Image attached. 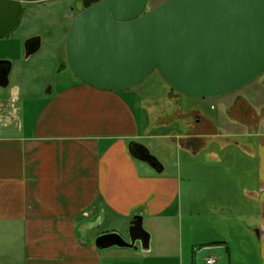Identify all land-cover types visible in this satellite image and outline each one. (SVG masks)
<instances>
[{"label": "crops", "instance_id": "1", "mask_svg": "<svg viewBox=\"0 0 264 264\" xmlns=\"http://www.w3.org/2000/svg\"><path fill=\"white\" fill-rule=\"evenodd\" d=\"M126 92L77 78L38 91V108L25 114L28 103L22 115L19 107L0 121V235L10 239L0 243L1 255L22 264H196L209 251L208 264L215 250L231 255L237 247L235 264H264V126L252 104L241 103L248 132L231 140L242 157L235 166L200 162L199 175L194 163L213 130L146 136ZM20 93L14 85L10 101L17 104ZM145 136L171 138L187 159L186 178L179 158L171 172L162 162L158 172L130 152V142ZM136 212L152 234L148 251L95 246L101 233H128ZM107 220L112 226L102 229ZM175 232L178 241L165 239Z\"/></svg>", "mask_w": 264, "mask_h": 264}, {"label": "water", "instance_id": "2", "mask_svg": "<svg viewBox=\"0 0 264 264\" xmlns=\"http://www.w3.org/2000/svg\"><path fill=\"white\" fill-rule=\"evenodd\" d=\"M0 0V38L19 25L23 3ZM77 0L65 49L72 73L82 82L125 91L158 70L175 90L198 98L235 91L264 72V0ZM26 57L37 52L40 37L26 41ZM12 61L0 59V86L10 84ZM130 152L161 172L163 165L142 143ZM152 234L142 212L129 224L128 239L117 231L101 233L95 246L148 251Z\"/></svg>", "mask_w": 264, "mask_h": 264}, {"label": "rangeland", "instance_id": "3", "mask_svg": "<svg viewBox=\"0 0 264 264\" xmlns=\"http://www.w3.org/2000/svg\"><path fill=\"white\" fill-rule=\"evenodd\" d=\"M163 1L165 0H150L148 9ZM72 2L73 0L24 2L19 25L9 35L0 38V59L12 61L9 76L10 84L6 89L0 86V99H8L4 115L15 113L14 111L19 107L22 115L26 106L31 105L26 109L25 114H28L32 108L36 109L41 104L40 98H37L38 95L36 96L38 91L46 95V91L50 87L55 89L58 85L77 79L68 66L65 49L67 33L75 18L69 8ZM33 37H40V49L26 57V41ZM14 85H18L21 89V100L17 104V99L10 101V91ZM125 91L130 97L134 111L139 117L141 130L146 136L157 134L175 136L194 129L195 124L197 126L193 114L195 109L199 110L206 119L213 121L215 125L213 132L216 135L211 138L210 147L201 149L197 154L194 163L195 169L200 170L199 175H203V168L198 167L200 162H213L218 159L222 162L233 163L235 166L241 154L231 140L239 139L238 137L243 131L248 132V125L240 120V116H247L244 110L243 114L245 115H241L240 112L243 106H239V104L243 99L252 104L264 126V72L243 87L213 98L193 97L175 90L164 80L158 70H154L138 85ZM204 129L206 128H199L197 131ZM208 129H211V127H208ZM146 136L139 139L140 142L151 148V151L159 158L160 162L166 166L167 171L171 172L173 162L178 161L179 158L182 176L186 178L185 174L187 175L189 170L187 159L184 153L181 155L176 154V146H174L175 144L171 138L167 137L162 140ZM227 140L230 141L227 142ZM226 143L228 147L221 148ZM211 150L217 152V157L209 153ZM228 175L230 177L236 176L235 169L230 170ZM111 226L112 223L110 225V221L107 220L102 229H108ZM144 226L149 229L147 224ZM122 232L124 237L128 239L127 231L123 230ZM7 238L6 235L5 237L0 235V243L10 241ZM183 238L185 241L188 240L185 235ZM165 239L178 241V232L173 233L170 237L168 235ZM215 251L212 254L217 260L216 264H231L230 258L235 264L237 247L232 249L231 255L224 249ZM208 252L203 251L200 259H196V264H205L204 260ZM8 257L0 253V264H22L16 258L13 259L12 255Z\"/></svg>", "mask_w": 264, "mask_h": 264}, {"label": "flooded vegetation", "instance_id": "4", "mask_svg": "<svg viewBox=\"0 0 264 264\" xmlns=\"http://www.w3.org/2000/svg\"><path fill=\"white\" fill-rule=\"evenodd\" d=\"M77 0H73V2H72V4H70V6H69V8L72 10V13H73V15H74V13H75V11H76V8H75V2H76ZM8 99H6V98H3V99H0V109H2V111L4 112V111H6V106H7V103H8V101H7ZM241 103L242 102H240V104H239V106L241 105ZM235 105V104H234ZM236 106V105H235ZM193 114L195 115V121L197 122V126H196V124H195V127H194V129H192V130H194V131H197V129H201V128H206V130H214L215 129V127H213V125L210 123V121L209 120H207L203 115H202V113L199 111V110H197V109H195V110H193ZM208 127H211V129H208ZM199 132V131H198ZM216 135V134H215ZM215 135H214V137H215ZM212 138V137H211ZM211 138H208L209 139V141H211ZM197 142L198 143H201V144H204L205 143V139H203V138H197Z\"/></svg>", "mask_w": 264, "mask_h": 264}, {"label": "built area", "instance_id": "5", "mask_svg": "<svg viewBox=\"0 0 264 264\" xmlns=\"http://www.w3.org/2000/svg\"><path fill=\"white\" fill-rule=\"evenodd\" d=\"M12 117L11 113H7L4 115V112L2 111V109H0V121H3L5 119H10ZM8 122H5V124H7ZM216 261V258L212 255L210 257H208V259L206 260V262L208 264H213Z\"/></svg>", "mask_w": 264, "mask_h": 264}]
</instances>
